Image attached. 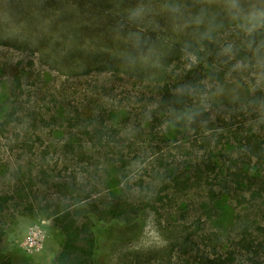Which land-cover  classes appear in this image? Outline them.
<instances>
[{"label":"rangeland","instance_id":"rangeland-1","mask_svg":"<svg viewBox=\"0 0 264 264\" xmlns=\"http://www.w3.org/2000/svg\"><path fill=\"white\" fill-rule=\"evenodd\" d=\"M262 14L264 0H0V264H58L65 233L52 213L61 204L71 205L80 223L109 222L95 204L108 193L111 170L104 172L102 157L82 158L64 144L71 126L86 122L77 111L89 106L97 114L116 104L127 109L113 120L120 137L137 143L124 186L153 199L135 238L105 241L102 264H264V167L257 178L228 187L210 171L244 166L246 142L232 164L225 140L218 141L226 124L170 139L169 164L195 176L178 188L146 142L142 114L153 101L136 94L169 78L178 56L194 58L191 48L215 31L233 57L248 35L264 49ZM263 59H234L229 81L207 80L219 89L208 102L214 114L229 112L225 103L242 98L245 83L250 90L261 85ZM62 182H81L92 199L75 204L83 195Z\"/></svg>","mask_w":264,"mask_h":264},{"label":"trees","instance_id":"trees-1","mask_svg":"<svg viewBox=\"0 0 264 264\" xmlns=\"http://www.w3.org/2000/svg\"><path fill=\"white\" fill-rule=\"evenodd\" d=\"M217 33L216 31L211 33L191 48L190 56L194 55V58L189 57L182 61V57L187 55L182 52L177 58L179 61L177 67L169 71L171 74L169 78L151 82L149 88L145 85L144 89L140 88L136 92L148 100L151 99L154 104L151 108L144 106L146 115L142 114L147 128L146 142L154 156V162L159 168L164 167L163 173L170 184L182 189H186L195 176L169 164L167 148L170 139L177 136L187 137L192 131V134L196 132L210 134L217 122L226 124L218 134V141L225 140L223 151L229 154L232 164L238 161L234 156L238 146L246 142L247 150L244 153L247 158V161L243 162L244 166L241 167L240 164L230 166L229 174H226L223 164L216 165L219 160L215 159L217 169L213 166L210 171L218 170L216 179L219 185L226 187L231 183L241 185L245 183V179L251 181L261 175L264 167V76L261 85L255 84L251 90L250 86L241 81L246 87L245 95L225 103L229 112L224 110V113L218 115L210 110L208 102L213 100L219 89L207 85V80L211 79L219 80L220 85L229 81L224 76L234 67L236 63L234 59L257 64L263 59L264 49L256 43L255 36L248 35L245 46L239 48L236 57H233L229 45L220 44ZM175 78L180 81V88L173 85L172 79ZM128 93L134 94L132 90ZM116 105L97 114L94 108L89 106L82 108L77 111V117L84 119L85 124L72 125V129L68 131L69 138L64 147L69 153L91 159L97 158L98 155L105 160L104 172L108 174V170H111L110 181L108 178L106 182L108 193L98 198L101 199V204H95L109 222L102 227L87 222L80 223L79 218L74 216L75 213L73 215L70 211L71 205H59L52 213V217L65 233L63 251L59 255L58 264H102L100 255L105 241L135 238L146 213L145 205L148 200L153 199V196L140 198L141 196H136V191L131 187L124 186L131 168L128 165L129 159L137 143L131 138L120 137L119 126L113 121L118 116L116 112L119 110V104ZM125 110L127 109L124 107L119 111L125 113ZM57 115L53 117L65 116L63 111ZM236 119L239 120L235 123ZM78 135H82L83 139L79 140ZM254 156L258 160H254ZM94 164L97 172L101 166L97 162ZM202 175L203 172L199 168L197 176L201 178ZM80 183L71 185L70 182H62L69 193L83 195L75 204L89 201L93 197V190H86ZM4 201L5 198L0 201V212ZM1 238L0 229V241Z\"/></svg>","mask_w":264,"mask_h":264},{"label":"clouds","instance_id":"clouds-1","mask_svg":"<svg viewBox=\"0 0 264 264\" xmlns=\"http://www.w3.org/2000/svg\"><path fill=\"white\" fill-rule=\"evenodd\" d=\"M262 16H264V14H262ZM255 26V25H254Z\"/></svg>","mask_w":264,"mask_h":264}]
</instances>
